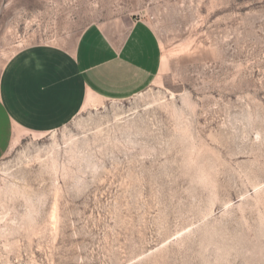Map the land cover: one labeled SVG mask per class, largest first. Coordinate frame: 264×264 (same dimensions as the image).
<instances>
[{
    "label": "rangeland",
    "instance_id": "374dc122",
    "mask_svg": "<svg viewBox=\"0 0 264 264\" xmlns=\"http://www.w3.org/2000/svg\"><path fill=\"white\" fill-rule=\"evenodd\" d=\"M136 20L162 48L148 89L74 82L59 125L15 128L0 264H264V0H0V80L13 52Z\"/></svg>",
    "mask_w": 264,
    "mask_h": 264
},
{
    "label": "crops",
    "instance_id": "0c3cea01",
    "mask_svg": "<svg viewBox=\"0 0 264 264\" xmlns=\"http://www.w3.org/2000/svg\"><path fill=\"white\" fill-rule=\"evenodd\" d=\"M161 65L160 41L143 20L125 32L90 24L66 59L21 51L8 61L0 80V157L16 127L47 132L61 123L62 96L71 99L74 82L93 96L125 100L148 89Z\"/></svg>",
    "mask_w": 264,
    "mask_h": 264
},
{
    "label": "bare ground",
    "instance_id": "6f19581e",
    "mask_svg": "<svg viewBox=\"0 0 264 264\" xmlns=\"http://www.w3.org/2000/svg\"><path fill=\"white\" fill-rule=\"evenodd\" d=\"M15 55V52H13V56ZM10 60V59H9Z\"/></svg>",
    "mask_w": 264,
    "mask_h": 264
}]
</instances>
